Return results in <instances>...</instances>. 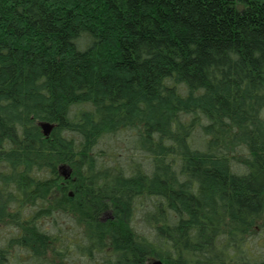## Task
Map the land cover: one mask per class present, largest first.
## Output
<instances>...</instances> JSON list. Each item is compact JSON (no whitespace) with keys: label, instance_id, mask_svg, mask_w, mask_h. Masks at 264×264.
Returning <instances> with one entry per match:
<instances>
[{"label":"trees","instance_id":"trees-1","mask_svg":"<svg viewBox=\"0 0 264 264\" xmlns=\"http://www.w3.org/2000/svg\"><path fill=\"white\" fill-rule=\"evenodd\" d=\"M156 260L264 264V0H0V264Z\"/></svg>","mask_w":264,"mask_h":264},{"label":"water","instance_id":"water-1","mask_svg":"<svg viewBox=\"0 0 264 264\" xmlns=\"http://www.w3.org/2000/svg\"><path fill=\"white\" fill-rule=\"evenodd\" d=\"M49 131H50V126L49 125H44L43 126L44 136L47 137L48 134H49ZM59 173L65 179H68L69 176H70V170L67 167H65V166L59 167ZM153 264H162V263L160 261L156 260V261L153 262Z\"/></svg>","mask_w":264,"mask_h":264},{"label":"rangeland","instance_id":"rangeland-1","mask_svg":"<svg viewBox=\"0 0 264 264\" xmlns=\"http://www.w3.org/2000/svg\"><path fill=\"white\" fill-rule=\"evenodd\" d=\"M118 147H119L120 149H123V148H124V143H122L121 141H119V138H118L117 141H116V148H118ZM60 222H62V223L64 224V223L67 222V221L62 220V218H61ZM67 225L70 226L69 223H67ZM152 264H153V262H152Z\"/></svg>","mask_w":264,"mask_h":264}]
</instances>
